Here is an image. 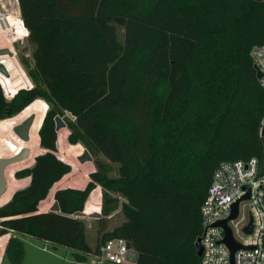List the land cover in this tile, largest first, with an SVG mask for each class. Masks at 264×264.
I'll return each instance as SVG.
<instances>
[{
    "label": "trees",
    "instance_id": "trees-1",
    "mask_svg": "<svg viewBox=\"0 0 264 264\" xmlns=\"http://www.w3.org/2000/svg\"><path fill=\"white\" fill-rule=\"evenodd\" d=\"M17 1L32 47L20 63L32 88L10 102L0 89V121L36 100L48 109L39 130L44 153L18 173L28 185L0 206V239L26 234L73 250V264H82L120 238L136 264H199L200 207L216 168L263 161L264 89L251 51L264 43V2ZM8 20L13 29L15 19ZM56 117L68 144L88 151L95 170L83 189L55 191L58 213H40L72 171L56 156ZM97 188L101 217L92 250L74 214ZM118 209L124 220L107 231ZM20 245L11 237L2 261L13 254L21 264Z\"/></svg>",
    "mask_w": 264,
    "mask_h": 264
},
{
    "label": "rangeland",
    "instance_id": "rangeland-1",
    "mask_svg": "<svg viewBox=\"0 0 264 264\" xmlns=\"http://www.w3.org/2000/svg\"><path fill=\"white\" fill-rule=\"evenodd\" d=\"M9 17L15 19L12 29ZM22 21L19 5L17 0H0V50L11 49L13 56L4 55L0 60V64L5 67L9 73L8 76L0 74V86L2 85L9 97L14 96L21 89H30L32 84L27 77L26 71L20 63V58H30L31 46L28 43V33L25 27L19 22ZM12 29V30H11ZM10 31V32H9ZM122 36L123 31L119 30ZM2 46V48H1ZM2 56V55H1ZM30 83H29V82ZM3 97L6 101L12 98L4 96V91L0 87ZM5 93V94H6ZM48 106L41 100L34 101L16 116L0 121V159H9L15 157L22 149L29 150V156L20 162L8 166L4 171V178L7 183L6 192L0 197V206L9 202L12 195L20 189L26 187L29 179H18L17 175L21 170L30 168L34 159L44 153L39 146V130L43 119L47 112ZM30 116H35L33 126L29 131V141L20 140L13 132L14 128L19 126L24 120ZM68 130L66 128L57 132L58 134V152L57 158L63 162L70 164L72 171L65 176L60 182L56 183L51 189L47 199L39 205L40 212L50 211L54 200L55 191L64 188H83L89 181L88 174L95 170L91 162L81 164L78 157L82 154L83 149L80 145L72 146L68 144ZM106 162V161H105ZM111 176L116 175V167L110 173ZM83 210L86 215L99 214L101 212V191L95 189L84 204ZM85 224V237L88 245L94 250L98 241V219L81 218ZM124 220L122 212L118 209L108 218L107 231H112ZM2 220L0 219V222ZM7 235V237H6ZM3 237L7 243L11 237H15L21 242L20 245V263L21 264H73L75 263L74 251L65 247L53 246L50 243L35 239L26 234L8 233ZM2 238V239H3ZM6 248V247H5ZM5 251V250H4ZM13 254L7 256L2 261L3 256L0 254V264H15ZM101 261V262H100ZM82 264H114L106 261L98 255H86ZM131 264V263H130Z\"/></svg>",
    "mask_w": 264,
    "mask_h": 264
},
{
    "label": "built area",
    "instance_id": "built-area-1",
    "mask_svg": "<svg viewBox=\"0 0 264 264\" xmlns=\"http://www.w3.org/2000/svg\"><path fill=\"white\" fill-rule=\"evenodd\" d=\"M9 50L10 56L14 57ZM251 58L261 74L259 85L264 89V43L252 49ZM0 87L4 96L9 97ZM14 96L9 98L13 99ZM263 124L264 119L261 128ZM247 195L248 198L243 199ZM235 204L237 215L231 219ZM200 218L199 264H264V155L262 163L257 159L220 163L200 207ZM224 221L233 242L239 247L234 253L224 243L226 229L220 225ZM250 225V233H247L245 229ZM127 243L120 238L109 239L98 248L97 255L110 263L130 264L127 260Z\"/></svg>",
    "mask_w": 264,
    "mask_h": 264
},
{
    "label": "water",
    "instance_id": "water-1",
    "mask_svg": "<svg viewBox=\"0 0 264 264\" xmlns=\"http://www.w3.org/2000/svg\"><path fill=\"white\" fill-rule=\"evenodd\" d=\"M256 1L257 2H264V0H256ZM1 55H11V52H10L9 49L0 50V56ZM254 69H255V72H256V78L260 79L261 74L256 70L255 66H254ZM0 73L4 74L5 76H9L7 70L1 64H0ZM68 116H71V115L68 114ZM35 118H36L35 116H30L26 120H24L19 126L14 128L13 132L15 133V135L20 140H22L24 142H28L29 141V131H30L31 127L33 126ZM65 127L66 126H65L64 122L59 117H56L55 118V130H56V132L60 131L61 129H63ZM260 134H261V137L264 138V124H263V126L261 128V133ZM28 156H29V150L27 148H24L13 158L0 159V197L3 196V194L6 192V189H7V183H6L5 178H4L5 169L8 166L12 165V164H15L17 162L25 160ZM78 161L81 164H84L86 162H92V157L90 156L88 151L83 149L82 154L78 157ZM246 189H248V188L246 187ZM247 198H248V195L245 196L243 199H247ZM59 211H60V209H59L58 204L56 202H54L49 212L58 213ZM236 215H237V204H235L233 206V212H232V215H231L230 218L231 219L235 218ZM74 217L75 218H87V217H89V218H94V219H100L101 214L100 213L99 214L96 213V214H92V215L88 216V215L85 214V212L83 210L81 212H76L74 214ZM225 223L226 222L224 221V222H222L220 224L223 228L226 229V236H225V239H224V243L229 247L231 252L234 253V251H236L239 247H238L237 244H235L233 242L231 234H230L229 230L226 228ZM250 229H251V225L249 227H247L245 229V231L247 233H250ZM195 247H196L197 255L200 258V256H201V246H200V239L199 238L196 241ZM127 248L129 249V253L127 255V260L129 262L133 263V264H136V262H137V254H136V252L132 249V246H131L130 243H127Z\"/></svg>",
    "mask_w": 264,
    "mask_h": 264
},
{
    "label": "crops",
    "instance_id": "crops-1",
    "mask_svg": "<svg viewBox=\"0 0 264 264\" xmlns=\"http://www.w3.org/2000/svg\"><path fill=\"white\" fill-rule=\"evenodd\" d=\"M58 145V144H57ZM68 165H70V164H68ZM71 166V165H70ZM94 171V170H93ZM88 183V182H87ZM86 186V185H85ZM84 186V187H85ZM83 187V188H84ZM83 188H79V190H81V189H83ZM72 189H74V188H72ZM76 189V188H75ZM99 189V188H98ZM61 190V189H60ZM101 207V206H100ZM100 210H101V208H100ZM40 212V211H39ZM49 212V211H48ZM40 213H46V212H40ZM7 237V236H6ZM0 240H4V238L3 239H0ZM4 244H3V246H2V252H1V255L3 256V253H4V250H5V247H6V244H7V241L6 240H4V242H3Z\"/></svg>",
    "mask_w": 264,
    "mask_h": 264
},
{
    "label": "flooded vegetation",
    "instance_id": "flooded-vegetation-1",
    "mask_svg": "<svg viewBox=\"0 0 264 264\" xmlns=\"http://www.w3.org/2000/svg\"><path fill=\"white\" fill-rule=\"evenodd\" d=\"M1 75H4V74H2V73H0ZM5 76V75H4Z\"/></svg>",
    "mask_w": 264,
    "mask_h": 264
}]
</instances>
